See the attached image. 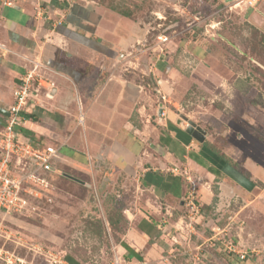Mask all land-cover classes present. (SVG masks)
Instances as JSON below:
<instances>
[{
    "label": "rangeland",
    "instance_id": "374dc122",
    "mask_svg": "<svg viewBox=\"0 0 264 264\" xmlns=\"http://www.w3.org/2000/svg\"><path fill=\"white\" fill-rule=\"evenodd\" d=\"M53 4L46 11L54 20L65 21L68 8L82 6L135 23L137 34L116 50L109 70L136 85L140 103L166 106L181 120V115L187 116L214 150L229 152L237 163L247 157L264 161V128L239 117L251 105H264L263 34L249 21V8L224 0H55ZM255 7L263 10L264 0ZM160 36L166 39L159 40ZM1 54L0 50L3 71L10 61ZM0 92L11 97L9 84ZM8 101L0 102L6 110ZM76 118L81 126L83 119ZM3 121L0 117V127ZM46 141L53 144L55 138ZM92 163L93 169L79 170L59 159L60 173L48 176L50 185L35 195L25 194L22 211L0 216L7 231L0 236V247L37 263L43 261L38 252L51 251L71 257L75 264H109L116 257L121 264H264L259 186L238 189L225 205L212 202L207 208L197 194L198 212L186 205L181 207L182 221L167 222L164 231L171 243L165 244L162 256L138 263L123 259L117 246L127 227L122 209L134 199L142 201L144 195L134 197L133 181L119 177L109 162ZM228 240L246 251L245 259L228 252Z\"/></svg>",
    "mask_w": 264,
    "mask_h": 264
},
{
    "label": "crops",
    "instance_id": "0c3cea01",
    "mask_svg": "<svg viewBox=\"0 0 264 264\" xmlns=\"http://www.w3.org/2000/svg\"><path fill=\"white\" fill-rule=\"evenodd\" d=\"M54 1L16 0L14 7L0 8L1 58L10 61L0 69V89L5 84L11 89L9 99L0 92V102L13 103L19 78L38 63L52 88L50 94L45 87L34 94L32 108L20 115L16 129L29 139L34 135L39 144L55 138L60 161L71 168L90 170L93 160L109 162L119 177L133 181L134 197L144 195L122 209L127 227L120 242L131 249L117 245L123 259L138 263L162 256L165 244L171 243L164 231L168 223L184 219L186 177L196 184L201 206L225 205L238 189L256 186L264 203V161L247 157L237 163L229 152L214 150L204 132L186 126L166 106L140 103L136 85L109 70L116 50L137 34L135 23L82 6L68 8L65 21L54 20L47 12ZM40 5L47 10L44 18L36 15ZM249 9V21L264 36V8ZM263 106L251 105L239 117L264 128ZM76 117L83 119L81 126Z\"/></svg>",
    "mask_w": 264,
    "mask_h": 264
},
{
    "label": "built area",
    "instance_id": "2783aa9c",
    "mask_svg": "<svg viewBox=\"0 0 264 264\" xmlns=\"http://www.w3.org/2000/svg\"><path fill=\"white\" fill-rule=\"evenodd\" d=\"M50 1V0H38ZM226 3L245 8L255 7L261 0H224ZM16 0H0V8L14 7ZM0 9V20L2 11ZM41 5L38 6L37 16L43 17ZM166 39V36H160L159 40ZM1 46V44H0ZM41 66L35 63L33 67L23 73L19 82L13 91V103L8 107V116H5L4 124L0 127V216L10 212H20L26 203L24 194L35 195L38 189H44L49 183L48 176L60 173L56 167L59 161V149L54 144L35 143L24 136L16 129L21 122L20 115L23 112H29L32 108L30 99L42 87L51 91V84L39 72ZM188 182V191L186 194V205L191 207L193 212H198L197 186L186 177ZM192 212V211H191ZM7 235V231L2 228L0 220V236ZM228 252H235L239 259H245L246 251L237 250V245L230 240L225 242ZM43 257L40 263L35 260L27 259L8 249L0 247V264H73L70 263L64 255L51 251L46 253L38 252ZM82 264V263H79ZM109 264H121L116 257Z\"/></svg>",
    "mask_w": 264,
    "mask_h": 264
},
{
    "label": "trees",
    "instance_id": "16d2710c",
    "mask_svg": "<svg viewBox=\"0 0 264 264\" xmlns=\"http://www.w3.org/2000/svg\"><path fill=\"white\" fill-rule=\"evenodd\" d=\"M262 42L264 43V36H263V38H262ZM27 116H29V117H32V114H27ZM0 117L1 118H3V119H5V116L4 115H2V114H0ZM3 124H4V121H3V123H2V125L1 126H3ZM21 131L23 132V133H27L26 132V130H24V129H21ZM32 141H34L35 142V140H33V138H30ZM36 143V142H35ZM221 157H223V156H221ZM214 193H216V189L214 188ZM24 196H25V194H24ZM202 207H208V206H205V205H203ZM120 244L128 251V252H131V249L125 244V243H123V242H120ZM66 257V256H65ZM67 258V260L70 262V263H73V264H75V261L71 258V257H66Z\"/></svg>",
    "mask_w": 264,
    "mask_h": 264
},
{
    "label": "water",
    "instance_id": "95a60500",
    "mask_svg": "<svg viewBox=\"0 0 264 264\" xmlns=\"http://www.w3.org/2000/svg\"><path fill=\"white\" fill-rule=\"evenodd\" d=\"M228 1H230V0H228ZM0 114H2V115H4V116H8V111H7L6 109L0 107ZM181 118H182L183 120H186L190 125H192V126H190V128H194V127H195L197 130H199V132H203L198 126H196V124H195L194 122H192L191 120H189L186 116L181 115ZM69 177H70V176H69ZM71 178H73L74 180H77L76 178H74V177H72V176H71ZM77 181H78V180H77Z\"/></svg>",
    "mask_w": 264,
    "mask_h": 264
}]
</instances>
